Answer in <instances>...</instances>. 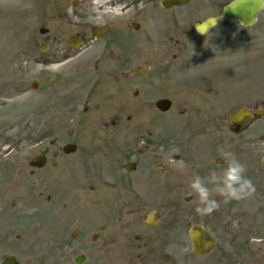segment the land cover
Instances as JSON below:
<instances>
[{
  "label": "flooded vegetation",
  "instance_id": "obj_1",
  "mask_svg": "<svg viewBox=\"0 0 264 264\" xmlns=\"http://www.w3.org/2000/svg\"><path fill=\"white\" fill-rule=\"evenodd\" d=\"M219 1L190 0L166 8L162 0H103L102 10L95 12L94 0H74L62 14L66 27L58 26L53 34L68 36L62 61L74 64L53 63L54 57H43L48 51H40L41 64L53 71L48 83H59L56 97H63L58 101L66 103V111L20 162L24 170L10 173L19 182L9 190L5 185L4 192L12 195L10 213L23 204L18 194L37 197L24 204L35 207L36 223L48 222L57 239L70 233L79 244L72 264H195L193 257H203L200 264H234L230 253L247 249L251 241H258V255L244 264H264V155L259 166L241 159L244 145L230 150L247 166L254 185L243 200L221 203L212 214L199 216L189 191L193 172L203 176L224 167L221 157L207 161V142L197 146L206 141L208 121L218 113L210 90L215 72L194 63L204 52L199 40L212 32L197 33L195 25L208 18L218 24L221 10L214 16L208 8ZM191 4L196 9L188 10ZM35 83L31 87L37 90ZM176 96L185 107L180 111ZM243 108L251 116L241 128L230 122L234 112L224 118L234 134L264 116ZM194 118L206 119L196 135L189 132ZM170 119L182 125L170 129ZM174 130L179 133L170 142L181 137L183 142L174 146L189 147L187 155L165 160L161 152L171 147L167 135ZM192 231L212 241L207 255L192 253ZM175 234L187 237L190 257L169 252L168 247L182 245Z\"/></svg>",
  "mask_w": 264,
  "mask_h": 264
},
{
  "label": "rangeland",
  "instance_id": "obj_2",
  "mask_svg": "<svg viewBox=\"0 0 264 264\" xmlns=\"http://www.w3.org/2000/svg\"><path fill=\"white\" fill-rule=\"evenodd\" d=\"M71 1L74 0H0V264L3 258L11 255L20 264H72V257L79 252V244L71 241L70 233L61 241L50 227L47 228L48 222L43 223V227L36 223L35 207L29 209L24 205L29 199L36 202V196L28 192L18 194L17 200H23V204L12 207L10 213L7 203L12 195L4 192L5 185V190H9L19 182L10 173L16 175L24 170L20 162L30 155L32 149L40 146V135L48 137V128L66 111V103L58 101L63 97H56L59 83H48L52 70L41 64L42 54L38 47L48 43L50 48L43 57H54L53 63L63 60L62 53L67 47L68 36L53 34L58 26L66 27L62 14L70 9ZM102 1L94 0L95 12L102 10L99 6ZM226 1L220 0L214 4L216 8H208V14L217 15ZM196 6L191 4L188 10L196 9ZM200 6L202 9L205 4L201 3ZM203 16H207V12L195 18L201 19ZM258 16L257 23L250 28L220 19L212 33L207 34L206 39L199 40L204 43V52L195 56L194 63L207 65L206 70L209 68L215 72V75L210 74V90L212 105L218 113L217 119L208 121L210 125L206 126L207 132L203 136L206 141H200L197 145L204 147L207 142L210 146L207 161L214 162L220 158V149L224 147L232 150L244 145L245 150L239 152L241 159L259 166L264 155V116L241 134L231 132L224 120L240 107L262 110L264 106V10ZM69 17L75 20L74 16ZM41 28L47 29L48 34L41 36ZM62 63L68 65L73 62ZM40 73L44 74L43 79L39 78ZM33 82H37V90L31 89ZM175 101L178 105L176 111L185 108L179 103L182 101L180 96H176ZM205 120L190 119L189 132L196 135L206 123ZM176 122L178 120L170 119L169 128L177 129L182 125L181 122L180 125H172ZM183 130L182 127L181 132ZM176 133L179 132L174 130L167 135L169 142L174 140L173 136H178ZM176 142L182 143L183 139L180 137L170 142L171 147L161 152L165 160H171L175 153L180 154L189 148L174 146ZM175 235L181 236L179 240L182 245L168 247L169 252L190 257L187 237ZM246 246L247 249L240 246V251L230 253L234 257V264H244L246 258L258 255V241H251ZM64 255L68 258H64ZM209 256L214 255L211 253ZM191 261L200 264L204 258L193 257Z\"/></svg>",
  "mask_w": 264,
  "mask_h": 264
},
{
  "label": "clouds",
  "instance_id": "obj_3",
  "mask_svg": "<svg viewBox=\"0 0 264 264\" xmlns=\"http://www.w3.org/2000/svg\"><path fill=\"white\" fill-rule=\"evenodd\" d=\"M220 152L224 161L222 169L210 170L203 176L198 172L191 174L189 191L195 199L196 215H210L221 203L243 200L254 191V185L246 175L247 166L227 147Z\"/></svg>",
  "mask_w": 264,
  "mask_h": 264
},
{
  "label": "water",
  "instance_id": "obj_4",
  "mask_svg": "<svg viewBox=\"0 0 264 264\" xmlns=\"http://www.w3.org/2000/svg\"><path fill=\"white\" fill-rule=\"evenodd\" d=\"M188 0H164L162 4L166 7L180 5ZM264 8L263 0H233L222 9L223 18L228 21H238L242 26H252L256 22V15ZM214 25V20H207L202 25H196L195 29L199 33L206 32L209 26ZM250 114L247 110L241 109L231 118V123L236 127H241L247 121ZM193 253L203 254L208 252L212 246V241L206 240L204 236L192 231ZM2 264H18L14 258L5 259Z\"/></svg>",
  "mask_w": 264,
  "mask_h": 264
}]
</instances>
